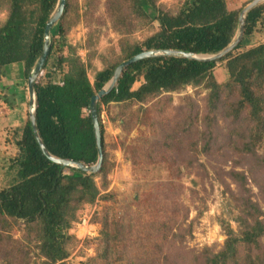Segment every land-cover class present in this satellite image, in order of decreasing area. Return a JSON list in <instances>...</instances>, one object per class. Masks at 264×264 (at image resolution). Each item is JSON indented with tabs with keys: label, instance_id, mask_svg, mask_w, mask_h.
<instances>
[{
	"label": "trees",
	"instance_id": "obj_1",
	"mask_svg": "<svg viewBox=\"0 0 264 264\" xmlns=\"http://www.w3.org/2000/svg\"><path fill=\"white\" fill-rule=\"evenodd\" d=\"M58 3L59 0H0V7L7 12L0 25V93L2 90L8 92L3 98L12 107H15V100L9 95L17 97L21 83L8 76L5 67L23 64V75L29 79L43 53L46 25ZM106 3L114 19L120 17L123 23H130L132 16L138 14L150 22H158L160 30L148 37L143 45L124 48L123 58L97 72L92 81L77 49L66 41V32L71 27L66 24L71 21L73 6L72 0H66L63 16L51 31L49 53V56L55 51L61 53L59 68L65 71L63 82H35L37 126L49 152L58 158L87 165H95L99 159L91 101L112 80L118 66L142 53V47L145 51L173 49L193 54H217L234 41L242 10L231 9L226 0H186L177 11L159 4V0H107ZM262 12L263 7L257 6L247 13L245 35L235 50L249 44ZM65 46H68L69 54H65ZM223 60H226L230 75L226 85H220L214 74L217 63ZM47 63L48 59L43 68ZM141 77L143 83L135 88ZM201 83L210 90L209 113L201 119L197 103L193 101L179 125L165 129L163 135L150 142L147 157L152 152L160 156L158 159L151 157L150 162H164L174 168L180 162L192 165L194 155L210 156L215 151L229 150L235 155L256 159V163L264 166V155L257 152L258 146L264 143V43L237 55L231 52L218 60L201 61L171 55L145 58L127 66L117 85L98 102L104 156L98 172L64 167L47 158L35 137L30 119L22 133L17 129L14 131L18 148L13 159L16 173L11 184L0 190V264H32L33 244L38 248L35 256L45 264H65L69 258L71 237L67 231L76 220L80 206L98 199L101 191L95 176H106L109 171L110 160L101 121L103 106L126 102L144 104L156 99L157 104L168 103L171 96L167 94ZM21 90V98L25 99L27 89ZM153 111V107L144 109L140 122L156 129V125L160 126L152 119ZM220 117L225 120L223 126ZM231 178L238 183L243 196L240 208L243 215L238 220L243 232L238 234L228 226L224 247L218 252L208 249L209 252L193 264H254L240 262L237 253L239 245H257L259 238L264 236V218L261 219L264 210L249 194L245 172L233 171ZM13 222L25 224L23 241L5 240L4 232ZM167 222L163 223L167 225L166 231L159 236L166 240L169 235L179 238L181 233L176 232L178 221L171 220V225ZM138 227V224L127 225L120 220L104 221L100 254L104 264H114L122 259L127 251H121L119 247L130 237L135 236L141 246L144 231ZM148 257L135 254L129 262L145 264ZM160 260L152 258L154 264ZM182 260L185 261L184 254H174V257L166 255L161 261L179 264L178 261ZM260 264H264V257Z\"/></svg>",
	"mask_w": 264,
	"mask_h": 264
},
{
	"label": "rangeland",
	"instance_id": "obj_2",
	"mask_svg": "<svg viewBox=\"0 0 264 264\" xmlns=\"http://www.w3.org/2000/svg\"><path fill=\"white\" fill-rule=\"evenodd\" d=\"M253 1L226 0L231 9L238 11ZM106 2L107 0H72L71 21L66 24V27L71 25L66 32V41L77 49L78 55L88 67L92 81L97 72L123 58L124 48L143 45L148 37L160 30L158 22H150L138 14L132 16L130 23H123L120 17L114 19ZM185 2L186 0H159V4L173 11L180 9ZM258 6L263 7L261 20L250 36L249 44L232 51L235 55L264 43V1ZM6 16L7 12L0 7L1 23ZM238 32L239 29L234 40ZM142 49L145 51L144 47ZM65 54H69L68 46H65ZM60 55L59 51H55L48 57L47 66L43 68L37 81L59 84L63 82L65 71L59 68ZM225 65L226 60L219 61L214 69L220 85H226L230 81ZM23 69V64L5 67L7 75L21 83L18 96L9 95L15 100V107L4 100L3 97L8 96L7 91L2 90L0 93V190L11 184L16 173L13 159L18 148L13 133L16 129L22 133L30 119L29 79L23 75ZM142 83L143 77L136 83L135 88ZM21 89H27L25 99L21 98ZM209 92L204 83L191 84L167 94L171 96L168 103L157 104L156 99L144 104L126 102L103 106L101 121L110 160L109 171L106 176H95L101 191L98 199L94 203L80 206L76 220L72 221L67 231L71 237L68 244L70 256L65 264H104L100 258L103 249L102 225L104 221L112 220L124 221L127 225L138 224L144 231L141 246L136 242L135 236L120 245L119 249H125L128 253L114 264H134L129 259L135 254L149 256L145 264H152L153 257L163 261L166 255L174 257V254H184L185 261L178 263L193 264L204 253H208V249L220 251L228 237V226L238 234L243 232L241 223L238 222L243 215L240 209L243 196L239 192L238 183L231 178L233 171L246 173L249 194L264 210V166L256 163V159L244 158L228 152L229 150L223 153L215 151L210 156H192V165L180 162L170 168L164 162H150V159L160 157L158 153L152 152L147 157L150 153V142L163 135L165 129L179 125L193 101L197 103L196 108L201 119L209 113ZM147 107L154 108L152 119L160 127L156 125L155 129L140 122ZM85 115H88L87 109ZM220 120L223 126L225 120L221 117ZM257 150L260 156L264 155V143ZM226 152L228 153L225 154ZM243 193L248 195L245 190ZM261 217L263 219L264 215ZM171 220L178 221L176 232L181 233L182 237L176 239L169 235L168 240L162 239L159 235L166 231L167 226L163 223ZM25 227L23 222H13L4 232L7 237L5 240L23 241ZM256 244L239 245L237 258L240 262L261 263L264 257V236ZM32 250V264H45L35 256L38 251L36 245H32ZM161 260L157 264H164Z\"/></svg>",
	"mask_w": 264,
	"mask_h": 264
},
{
	"label": "water",
	"instance_id": "obj_3",
	"mask_svg": "<svg viewBox=\"0 0 264 264\" xmlns=\"http://www.w3.org/2000/svg\"><path fill=\"white\" fill-rule=\"evenodd\" d=\"M262 1L264 0H254L251 4L246 6L241 14H240V21H239V32L235 40L223 51L213 54V55H203V54H193L191 52H185L180 50H150V51H143L142 53L134 56L128 61L123 62L121 65L118 66L116 69L114 76L112 80L102 89L100 90L91 101V115L93 118V123L95 127V134H96V140L98 144V150H99V159L97 164L95 165H87L81 162H74L71 160H65L58 158L54 155H52L48 148L46 147L37 126V115H36V93H35V82L39 75L41 74L43 67L48 59L51 47H52V37H51V31L54 25L61 19L64 13V9L66 6V0H59L58 6L51 16L50 20L48 21L46 25L45 30V45L43 53L38 60L37 64L35 65L34 69L32 70L30 76H29V82H28V90H29V96H30V120L32 124V128L35 134V137L43 151V153L46 155L47 158L52 160L55 163L61 164L64 167H76L80 170H83L88 173H95L98 172L103 164L104 156H103V150H102V144H101V128L99 123V115H98V102L100 99H102L106 94L110 93L112 89L117 85L118 80L123 72V70L129 66L130 64H133L135 62H138L140 60H143L145 58H151V57H157L161 55H171V56H178V57H184L188 59H197L201 61H208V60H218L220 58L225 57L227 54L232 52L243 40L245 31H246V17L247 13L252 10L253 8L257 7Z\"/></svg>",
	"mask_w": 264,
	"mask_h": 264
},
{
	"label": "built area",
	"instance_id": "obj_4",
	"mask_svg": "<svg viewBox=\"0 0 264 264\" xmlns=\"http://www.w3.org/2000/svg\"><path fill=\"white\" fill-rule=\"evenodd\" d=\"M0 23H1V20H0Z\"/></svg>",
	"mask_w": 264,
	"mask_h": 264
}]
</instances>
